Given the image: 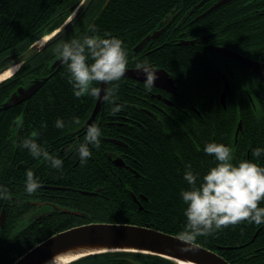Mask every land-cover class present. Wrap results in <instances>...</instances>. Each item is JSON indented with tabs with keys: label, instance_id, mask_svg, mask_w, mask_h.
Segmentation results:
<instances>
[{
	"label": "trees",
	"instance_id": "trees-1",
	"mask_svg": "<svg viewBox=\"0 0 264 264\" xmlns=\"http://www.w3.org/2000/svg\"><path fill=\"white\" fill-rule=\"evenodd\" d=\"M80 1L0 0V67L33 41L57 28ZM212 1L206 0L197 10H203ZM196 2L197 0H93L68 33L36 52L12 76L0 82V102L18 85L27 84L33 77L51 73L49 66L59 56L56 51L58 46L65 39L81 37L93 24L102 35H118L127 47L128 65H135V62L130 61L139 57L133 51V46L145 35L163 26V18L168 19L167 13L170 12L171 15L175 11L173 7L178 9L177 15L180 16ZM193 16V12L190 13L185 21ZM181 29L185 37L211 33L209 42L232 48L242 55L264 62V0H229ZM176 33L177 30L172 31L167 27L158 37L148 40L146 46L149 48L166 42L147 54L144 53V47L140 51L143 53L140 57L164 68L172 77H177L185 90L205 104L208 141L213 138L224 143L230 140L231 143L235 125L241 120L242 129L238 132L235 145L242 144L244 148H249V158H252L251 149L264 144L263 81L238 61L207 50L203 43L175 44ZM229 68L232 69L231 74L228 72ZM223 70L229 79L230 94L222 108L217 103V91L222 86ZM68 75L67 63L63 61L59 69L33 95L13 108L0 111V183L7 185L9 189V199L0 201V208L3 206L5 211L0 226V264H12L22 253L53 233L92 221L135 223L180 235L186 222L183 214L186 205L180 199L181 189L187 186L183 177L185 165L190 162L201 173L210 165L208 154L195 152L183 130L172 136L169 128L164 130L160 127L156 131L155 128L148 127L141 131L139 143L130 145L136 160L133 165L141 176L128 173L119 179L109 169L100 167L104 162L93 165L88 159L83 163L78 162L74 165L75 175L78 176L76 185L83 189L103 185L102 193L62 191L64 194L72 193L77 198H70L73 201L70 205L65 202L70 201L68 198H60L64 201L60 205H68L65 207L77 210L80 214L47 211L22 223L30 211L28 204L22 200L21 182L25 180L24 170L29 168L35 173L36 168L47 161L40 163V158L30 155L21 146L20 140L26 135H32L43 147L49 149L54 139L66 135L82 122L94 98L88 94L74 96ZM121 82L122 78L119 82L108 81L107 90H111L114 84L122 86ZM97 83L98 81L93 82L94 86ZM213 101L216 103L213 104ZM58 116L66 121L64 128L54 126ZM13 120L16 121L15 129L11 127ZM17 128L16 137L14 130ZM118 128L112 129L110 133L120 136L118 133L122 130ZM104 147L101 144L99 149H95L97 153H101ZM240 153L235 156L237 159H240ZM243 153L245 158L244 150ZM131 193L137 196L141 208L133 201ZM140 193L146 198L139 196ZM260 203L264 204V201ZM236 228L235 224L222 227L223 235L227 238L221 240L213 239L216 233L210 232L198 236L194 241L210 248L223 246L220 253L230 263L239 264L238 253L246 251L243 254L246 255L261 240L256 237L243 247L226 248L241 243L230 238L237 232ZM65 264L177 263L159 255L107 251L81 256Z\"/></svg>",
	"mask_w": 264,
	"mask_h": 264
},
{
	"label": "flooded vegetation",
	"instance_id": "flooded-vegetation-1",
	"mask_svg": "<svg viewBox=\"0 0 264 264\" xmlns=\"http://www.w3.org/2000/svg\"><path fill=\"white\" fill-rule=\"evenodd\" d=\"M198 1L199 0H197V2ZM215 1L216 0H213L212 2H215ZM196 3L188 7L180 16L177 15L178 9L176 10L175 7H173V10L175 11L171 15H170V12L167 13L168 19L163 18V25L166 24V26L161 30V32L164 31L167 27H169V29H171L172 31L177 30V33H176L177 36L174 38L175 44L176 43L183 44V43H180L181 40L193 39V38H197V37L207 34L206 33V34H203L197 37H185L184 32L181 29L184 26H186L187 23H191L193 20L198 19L200 16L207 13L208 11L205 12V10L211 4L210 3L209 5H207L201 11L197 10V7L194 8L193 10H190ZM192 12L194 14L193 18L189 19L188 21H185V18L187 17V15H189ZM159 34H157L155 37H158ZM211 35H212L211 33H208V37L205 38L204 40L196 41L194 43H186V44H195L197 42L203 43L205 48L209 50L207 48L208 44L217 45V44H214L208 41V38ZM165 42L166 41L157 43L149 48H148V45L146 46V43H145L144 46L138 51L133 50L134 52L137 53V56L139 57V59L134 58L135 61L134 59H132L130 62H135L136 64L135 65L127 64L126 67H138L140 62L144 61L143 58L140 57L143 55V53L142 52L140 53V51L144 47L146 48L144 53L147 54L150 51H153L156 48L161 47L162 44H164ZM211 52H214V51H211ZM230 59H233V58H230ZM233 60H236V59H233ZM149 63L153 65L155 68H162V67L155 65L154 63L150 61ZM233 66H232V69H234ZM246 68L249 69L248 67ZM232 69L229 68V71H228L229 74L232 73ZM251 73H253L256 77H258L253 71H251ZM167 74L172 80V86H173L172 90L169 88L168 84L154 85L150 90H146L144 88L143 79L123 76L122 82H121L122 86H117L116 88V92L118 94H115V99H113L112 97H110L109 100L104 98L103 102H101V104L98 106L93 116H91V114L93 113V109H94V105L96 101V96H94L92 100V104L87 108V112L85 113L86 116L82 120V122L76 125L71 130H69L66 135L57 137L56 139H54V141L52 140L54 143H51L52 146H50V148L47 149L50 155H58L62 158L63 160L62 167L57 170H53L50 164L48 162H45L44 164H41L39 168H36L35 174L40 177L42 183L39 189L35 193H32V194L26 193L25 188H24V182H21V184L23 185V189L21 190L22 200L28 204V207L30 209L28 214L35 212L39 208L42 209L41 213H44L47 211L53 212L55 210H59L64 213H73L71 211L62 210V208H68V207H65L68 205L64 204L65 206H63V204H61L62 205L61 206L60 202H64V201H62V199L60 198H68L70 201H65V202L66 204L70 205L73 203L71 199L77 198V197L72 193L64 194V192L62 191L79 192L83 194H99L100 192L102 193L103 185H98L94 187L93 189H83L79 187L78 185H76V182L78 181L77 180L78 176L75 175V171H74L75 170L74 165H76L78 162H81L80 157L78 155V151H77L78 144L84 138L85 129L87 125H89L92 122H99L101 124L102 129H103L101 144L105 145V147L101 149V153H97L95 147H92V155L88 157L87 159L92 165L95 163L104 162L102 165H100V167L109 169L108 171H110L113 175L116 174V176L119 179H121L122 176H126L128 173L136 177L141 176V173L138 170H136V168L133 165V162L136 160L132 155L133 152L130 149V145H132L134 142L139 143V140L141 139L140 137L141 131L147 130L148 127H151V128L153 127L155 128L156 131H159L160 127H162L164 130L169 128L170 134L172 136H174L176 133L182 132L183 130L184 132L187 133L188 137L186 138L189 139V142L194 148V151L199 154H205V155L207 154L203 150L204 144L208 142V140L206 139L207 116H206V110L204 106L205 104L202 101H198L195 97H193L191 92L185 90L181 86L180 81L178 80L177 77L175 76L172 77L171 75H169L168 72ZM223 74L225 75L228 81V85H229V90L225 94V100H226L227 95L230 94L229 79L225 71L223 70V72H221L222 86L217 91L218 92L217 94L218 102L217 103H219L222 106V108L225 107V104H226L225 101H224V104H222V102L220 101V94L224 88ZM258 78L261 79L264 83V79L260 77ZM99 84H100V81H98L97 87H99ZM107 84H108V81H106V91H107ZM161 85H164V86H161ZM214 102L216 103V101H213V104ZM115 103H119L121 107L119 111L113 113L111 111V107ZM14 106H11L7 109L13 108ZM7 109H4V110H7ZM4 110H1V111H4ZM217 113H218V110H217ZM88 118H90L89 123L85 126L84 124ZM238 121H240V126L242 129L241 120H238ZM238 121L234 128L232 142L230 143V140H227L226 143L232 146L234 144L233 146V151L235 153L234 157L237 155V153L241 152L239 158L240 159L243 158L244 153L242 154V152L244 150L245 158H249V150H250L249 148L247 147L244 148L242 144L235 145L237 142L238 132L241 131V129H239L235 137V130H236ZM15 126H16V121L13 120L11 127L14 128ZM118 127H121V128H118ZM116 128L122 130L121 133H118L120 136L113 135L110 133L112 129H116ZM14 132L17 137L18 128L16 129V131L14 130ZM211 140H214V139L211 138L209 141ZM208 157H209L210 165L213 164L214 161L212 160V154H208ZM39 158H40V161H39L40 163H42L43 161H46L45 158L43 157H39ZM106 160L108 162H106ZM24 171L26 172V169ZM139 196L146 198L141 193L139 194ZM11 197H14V195H11ZM131 197L133 201L137 203L138 207L141 208V203L139 199L137 198V196L134 193H131ZM2 208L4 209L3 206L0 209ZM70 210H73V209H70ZM235 225L237 226L236 228L237 232L232 234L230 238L231 240H237V241H240L241 243L237 245H230L229 247L226 246V248L243 247L247 245L248 243H251L256 237L257 238L259 237L261 240V243L255 246H252L247 251L246 255H243L244 252L246 251H244L243 253H238V259H239L238 263L239 264H264V224H259L257 227L254 228L252 226H254L255 223H249L247 220H244ZM262 227L263 229L261 230ZM259 231L261 232V234L259 233ZM214 233H216L215 234L216 236L212 237L213 239L221 240L223 238H227L226 236L223 235V230L221 228L214 231ZM253 236L254 238L251 240ZM207 248H210V247H207ZM222 248L223 246H215V248H210V249L222 255L220 253V250Z\"/></svg>",
	"mask_w": 264,
	"mask_h": 264
},
{
	"label": "clouds",
	"instance_id": "clouds-1",
	"mask_svg": "<svg viewBox=\"0 0 264 264\" xmlns=\"http://www.w3.org/2000/svg\"><path fill=\"white\" fill-rule=\"evenodd\" d=\"M57 54L67 63L68 80L74 96L83 94L115 99L117 84L106 92L94 86L97 81L119 82L128 64L125 42L109 33L100 34L96 26L90 25L88 32L81 37L65 39L57 48ZM145 76L144 88L150 90L157 78L156 68L147 61L138 65ZM121 105L111 107L113 113ZM66 121L58 116L54 121L56 128H64ZM38 135V133L36 134ZM103 129L99 122L87 125L83 140L77 151L81 162L92 155V147L100 148ZM33 157H43L52 168L59 169L63 160L58 155H50L48 150L32 135L20 140ZM203 150L212 154L214 161L201 173L186 163L183 177L187 186L181 189L180 199L186 205L183 214L185 226L180 232L183 241H194L198 236L214 232L229 224L247 220L249 223L264 224V144L251 149L252 158L236 159L233 146L222 141L211 140L204 144ZM42 181L32 169L25 172L26 193H35ZM9 199L7 185L0 183V201ZM53 264V259L46 261Z\"/></svg>",
	"mask_w": 264,
	"mask_h": 264
},
{
	"label": "water",
	"instance_id": "water-1",
	"mask_svg": "<svg viewBox=\"0 0 264 264\" xmlns=\"http://www.w3.org/2000/svg\"><path fill=\"white\" fill-rule=\"evenodd\" d=\"M92 1L93 0H81L73 8L69 16L57 28L33 41L26 49L9 59L3 66H1L0 74L11 67H15V70L11 75L1 79L0 82L12 76L20 65L36 52L43 50L45 47L70 31L86 12ZM205 1L206 0H199L190 10H193ZM227 1L229 0H216L205 10V12L214 9ZM165 26L166 24L145 35L133 46V50L138 51L141 49L148 40L159 34ZM207 37L208 34L193 39L181 40L180 43H194L196 41H202ZM207 48L210 51L238 60L253 71L258 77L264 79V62L242 55L226 46L208 44ZM62 63V57L58 56L49 66L52 70L51 73L33 77L27 84L18 85L3 101L0 102V111L14 106L33 95L48 77L59 69ZM156 71L157 78L154 81V85L168 84L169 88L172 90V80L167 72L162 68H156ZM123 76L145 79V76L140 73L138 67H126ZM223 77L224 88L220 94V101L222 104H224L225 94L229 90L228 81L224 74ZM99 88L106 92V81H100ZM103 99L104 98L101 96H96L91 116H93L98 106L103 102ZM89 120L90 118L85 122V126L89 123ZM239 129H241L240 121H238L235 130V137ZM40 210L41 208L28 214L25 218L26 221L23 220L22 223L29 222L33 218L42 215L43 213H41ZM62 210L71 211L75 214L81 213L77 210H70L68 208H62ZM3 220L4 209L2 208L0 210V226H2ZM253 238L254 236L251 240ZM107 251L141 252L159 255L171 259L177 264H179V261L193 264H232L222 255L210 248L195 241H183L180 235L159 230L147 225L104 221L82 223L53 233L22 253L12 264H46V261H49L51 258L53 259V264H65L81 256Z\"/></svg>",
	"mask_w": 264,
	"mask_h": 264
},
{
	"label": "bare ground",
	"instance_id": "bare-ground-1",
	"mask_svg": "<svg viewBox=\"0 0 264 264\" xmlns=\"http://www.w3.org/2000/svg\"><path fill=\"white\" fill-rule=\"evenodd\" d=\"M14 70H15V67H11V68L7 69L6 71H4L3 73H1L0 74V80L3 79L4 77L11 75ZM179 264H193V263L179 261Z\"/></svg>",
	"mask_w": 264,
	"mask_h": 264
},
{
	"label": "rangeland",
	"instance_id": "rangeland-1",
	"mask_svg": "<svg viewBox=\"0 0 264 264\" xmlns=\"http://www.w3.org/2000/svg\"><path fill=\"white\" fill-rule=\"evenodd\" d=\"M40 211H42V210H40ZM26 218V217H25ZM25 220V219H24ZM26 221V220H25Z\"/></svg>",
	"mask_w": 264,
	"mask_h": 264
}]
</instances>
